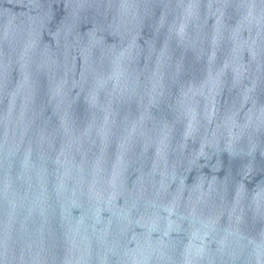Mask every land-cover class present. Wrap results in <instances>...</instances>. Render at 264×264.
<instances>
[{"label": "water", "instance_id": "water-1", "mask_svg": "<svg viewBox=\"0 0 264 264\" xmlns=\"http://www.w3.org/2000/svg\"><path fill=\"white\" fill-rule=\"evenodd\" d=\"M0 264H264V0H0Z\"/></svg>", "mask_w": 264, "mask_h": 264}]
</instances>
